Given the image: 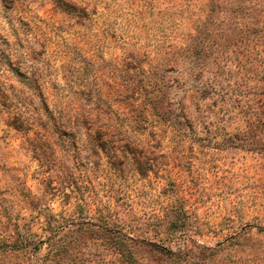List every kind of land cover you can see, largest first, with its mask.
<instances>
[{
	"label": "rangeland",
	"instance_id": "374dc122",
	"mask_svg": "<svg viewBox=\"0 0 264 264\" xmlns=\"http://www.w3.org/2000/svg\"><path fill=\"white\" fill-rule=\"evenodd\" d=\"M264 264V0H0V264Z\"/></svg>",
	"mask_w": 264,
	"mask_h": 264
},
{
	"label": "trees",
	"instance_id": "16d2710c",
	"mask_svg": "<svg viewBox=\"0 0 264 264\" xmlns=\"http://www.w3.org/2000/svg\"><path fill=\"white\" fill-rule=\"evenodd\" d=\"M125 255L127 257V260L129 261V264H138L131 253H126Z\"/></svg>",
	"mask_w": 264,
	"mask_h": 264
}]
</instances>
